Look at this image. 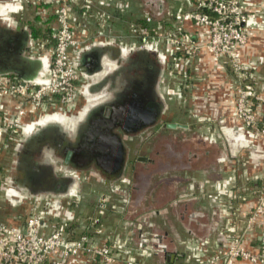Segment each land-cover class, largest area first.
Instances as JSON below:
<instances>
[{
  "label": "crops",
  "instance_id": "1",
  "mask_svg": "<svg viewBox=\"0 0 264 264\" xmlns=\"http://www.w3.org/2000/svg\"><path fill=\"white\" fill-rule=\"evenodd\" d=\"M188 1L186 0L187 5L194 7V1ZM82 2L83 0L74 5L72 10V16L78 27L77 35L83 41L82 50L76 52L79 79L76 81L75 101L68 107H53V109L52 107H47V99L40 104L30 102L27 113L23 118L25 132L22 141L11 146V154L4 152L0 157V188L2 187L0 189V208L6 221L13 225H21L25 222L28 207L25 203L14 206L9 202L7 197L10 195V186L4 187V181H6L7 177L14 180L11 188L18 190L20 194L31 197L46 195L69 196L77 192L76 188L78 185L87 183L89 178L93 179L96 177L97 182L106 183L111 188L108 189L110 190L108 194H111L113 198L115 197L116 206L121 205L122 200H128L129 196L130 198L133 197L130 194L133 189V182H130L131 188L130 186L127 188L129 196L124 191L117 194L112 190L114 181L118 179H134L131 171L132 166L136 163L129 165V160L132 161L131 151L129 149L125 150L126 145L124 143L121 146L123 153L119 156V163L115 167H113V161L111 162V160L116 159L114 155H107V157L109 156L107 161V165L110 164L109 166L106 164H93L89 162L88 157L80 158L83 157L80 156V146L84 145L86 147L85 154H90L87 146L90 139L97 137L95 127L97 113H100V110L107 106L113 100L112 97L120 90V78L118 76H115L116 78L113 77V74H118L116 70L121 66V59H124L123 54H132L135 50H140V47L131 42L130 50L127 52L125 50L128 44L123 45L124 41H126V36L111 33L109 28L111 25L126 24L127 21L121 22L118 19H113L112 10L114 9L105 7L110 5L109 0H91L89 10H85ZM94 2H97V4L94 5ZM58 4V0H0V76L9 75L20 80L47 78L55 45L53 33L57 27L56 10ZM93 5L95 6L93 10L99 9L103 15H106L108 10V20L95 18L90 13ZM242 5L249 16V38L247 44L242 48V58L246 62L247 69L253 70V73L256 74V79H261L259 84H256L258 94L257 97L254 96L253 103L255 108L258 107L264 116V0H242ZM141 23L143 24V21ZM145 25L148 26L147 23ZM106 26L108 30L105 28ZM188 27L190 28L189 30L192 29L194 32H199L196 36L197 41L204 43L209 40L210 36L207 27H194L190 21L188 22ZM151 37H149L147 42L153 41V37ZM137 41L135 39V42ZM114 42L119 43L118 54H115V49L112 48ZM104 45L107 47L104 48ZM146 49L148 51L154 50V48L148 47ZM180 54L183 55V59L186 61V74L192 73L189 71L190 61L187 60L189 59V52L184 53L182 51ZM174 55L176 56V54ZM168 67L170 65H167ZM196 74L199 82L195 84L193 93L194 97L197 98V106L203 108L204 116L207 118L204 135H206V139H210L209 134L212 131L209 129H214V132H218L219 140L217 141L219 143H217L218 145L214 150L205 151L203 156L205 161L200 162L202 165L199 164L193 168L189 167L188 181L182 192L185 193L186 197L191 196L193 199L184 200L180 208L176 210L177 219L174 217L171 220L170 228L162 231L164 233L162 235L163 238H159V233L151 231L152 235H156V243L159 245L152 260L163 262V264H193L197 259L195 257L197 253L194 251L197 248L196 242H193L192 245L187 242L189 238H204L203 244L205 248H208V243L215 238L214 234L216 236L218 231L226 229L224 228L225 226L234 227L236 229L235 234L240 238L239 236L246 227L245 223L249 215L254 211L258 203V197L253 194V189H260L264 185V138H251L247 131L245 132V129L242 128V125L236 122L232 103L235 90L228 76L227 68L214 58L211 50L203 48L196 66ZM209 94L212 98L215 97L214 103H208L207 96ZM17 100L18 96L5 97L3 99L5 111L11 112ZM191 102H194L192 98L189 99L188 104L190 105ZM172 120L173 117L171 116L170 121ZM215 120L219 122V127H217L218 123ZM189 121L183 123L173 122L184 125L179 127L183 128L184 131H189L191 128ZM177 127L169 128L176 129ZM228 127L233 129L228 131L226 129ZM113 131V135L116 138L118 137V139H122V136L124 138L135 136L126 135L123 133L124 130L119 127L113 129ZM78 147L79 149H77ZM66 148L72 151V156L69 160L63 161V157L60 155L62 150ZM125 151L128 155L124 158ZM209 154H214L215 159H213L212 155L210 158ZM208 157L213 159V161L208 162L206 160ZM23 160L36 165L38 170H40V175L37 174L38 177L45 176L42 170L44 172L51 170L54 172L55 182L59 183V185L63 184L64 179H69L70 181L67 182L62 190H59L53 185L48 186V180L47 182L45 180L35 181V179L30 177L32 171H27V169L25 173L19 175L21 178L16 180L12 175H6L7 177L3 178L4 171L8 172L11 168L9 161L12 162L11 165L15 161L16 166H18V162L22 164ZM69 162L73 163L74 166L73 164L69 166L67 164ZM40 165L44 168L39 169L41 168ZM78 167L83 169L82 177L78 176L87 179L86 182H81L79 177L75 175ZM61 168H64L62 174L58 171ZM16 169L17 167L13 170L16 171ZM110 169H112L111 172L108 171ZM118 170H122L121 173H117ZM197 180H201L204 185H215L218 187L227 185L228 188V184H231V188L235 193L232 192L233 195L230 197L225 196L224 198L222 191L215 194L216 197L207 194H200L199 196L197 194L194 197L195 193L198 192V186H195ZM27 181L30 182L27 183ZM12 196L13 199H18L17 204H20L24 199H19L20 197L16 195ZM80 196V198L77 197L79 201L83 198V195L80 194ZM219 200H221V204H219ZM178 201L182 202V200H176L175 204ZM212 202L215 203L214 206L217 208V210L211 212L216 224L210 226V221L207 217L211 215L208 205ZM223 202L229 203L231 208L224 209ZM123 203V205L126 204L125 202ZM197 203L199 204V209L194 208ZM205 204L207 205L204 206ZM115 205H113V208H115ZM70 207L71 205H68L63 200L57 214L61 217L65 216ZM109 209L105 215L104 224L108 228L110 239L118 233L127 235L131 232L130 228L135 229L138 227L140 230L136 231V235L140 239L134 237L133 241L136 244L142 243L140 242L142 241L140 228L142 216L129 221L120 217H124V212H118L115 208L116 213H112ZM70 212L75 216V211L72 207ZM160 212L157 210V214H160ZM201 212L203 216L200 215ZM157 217L160 218L161 216L158 215ZM150 221L151 225H155L158 222V220L154 221L152 218ZM260 223V225H254V231L241 237L243 244L254 251L260 249L259 244L261 243L264 230L263 217ZM172 228L173 230L171 231ZM174 232L180 234L179 237L184 239L183 242L186 245L177 243V238L173 236ZM164 239L168 245H166L167 243L163 244ZM216 241H218V236H216ZM216 245L218 250L221 245H219V242ZM162 247L176 255L173 261H168L166 256H160L161 252L165 253ZM207 251H209V248ZM70 264H88V261L85 255H80L71 259ZM114 264L122 263L117 262ZM235 264L252 263L239 259Z\"/></svg>",
  "mask_w": 264,
  "mask_h": 264
},
{
  "label": "rangeland",
  "instance_id": "2",
  "mask_svg": "<svg viewBox=\"0 0 264 264\" xmlns=\"http://www.w3.org/2000/svg\"><path fill=\"white\" fill-rule=\"evenodd\" d=\"M109 2L110 5L105 7L114 9L112 10L113 19H118L121 22L127 21L126 24L111 25L109 27L111 33L126 36V41H124L123 45L128 44L125 50L127 52L130 50L129 47H131V42H134L137 47H140V50H135L132 54L130 53L132 56L131 58L129 57V53L123 54L124 59H121V66L118 70H116L118 74H113V77L120 76L124 79L130 78L134 74L137 75L141 72L143 73L144 71H142V69L147 63H155L159 66L157 83L155 86V96L158 98L160 103L159 116H161V122L158 123L159 125L156 127V130L149 128L142 131L138 135L132 136V138L128 137L124 140L127 150L129 149L131 151L132 161L129 160L128 163L129 165L132 163L136 164L132 166L131 171L134 179L132 178L133 180H130L131 183L133 182V189L130 193L133 197L124 212V217H120L122 219L125 218L126 220L132 221L134 218L142 216V222L140 221V228L143 232L142 236L150 238L152 231L153 233H159V238H163L162 235L164 233L162 231L170 228L171 220H173L174 217L176 218V210L180 208V205L184 202V200L193 199L191 196L186 197L185 193L182 192L186 182L188 181L187 176L189 177V167L193 168L197 167L199 164L202 165L200 162L205 161V158L203 157L205 151L214 150V148L218 145L217 143H219L217 141L219 140L218 132H214V129H209L212 133L209 134L210 139H206L207 137L204 135V128L207 126L205 125L207 118L204 116L205 112L203 111V108L197 106V98L194 97L193 93L195 84L199 82V78L196 74V66L199 62V55L202 49L207 48L208 46L205 47L204 43L197 41L196 36L197 33H199L198 31L194 32L192 29L189 30V19L186 18L185 15L191 12L195 13L196 11L194 10L195 7L187 5L186 0H109ZM119 2H124L125 6L123 8H119ZM96 4L97 2H94V5ZM94 5L90 13L93 14L95 18L108 20V10L106 11V15H103L102 11L99 9L93 10L95 7ZM142 21L143 24L141 23ZM145 23H147L148 26L145 25ZM194 24H196V22H194ZM107 26L105 28L108 30ZM187 35L194 39L195 45L199 48L194 47L192 50L185 49L183 39L185 36L187 37ZM150 36L153 37L152 40L154 41V50L156 51H148L146 49L147 47H150L148 45L149 42H147ZM135 39L138 41L135 42ZM112 45V48L115 49V54H118L120 47L119 43L114 42ZM104 46V48L107 47L106 45ZM182 51L184 53L189 52V59L187 60L190 61L189 71L192 73L186 74L185 72L186 61L183 59V55L180 54ZM174 54H176V56ZM137 59H143V61H140V64H135L134 62ZM219 63L227 68L228 76L234 85L235 92L233 94L234 100H232V103L236 122H238L239 125H242L243 129L249 131L251 129L249 120L256 122L258 120L257 112H260V109L253 106L252 109H250L251 112H246V109L240 103V96L238 97V92L244 89L242 87L244 84H252L254 96L257 97L258 88L256 84H259L261 79L257 80L256 74L253 73L254 71L248 70L247 68L238 73L233 71L230 61L224 65L221 61H219ZM167 65H170V67L167 68ZM190 98H192L194 102H191L189 105L188 103ZM207 100L208 103H214L215 97L212 98L209 94L207 96ZM74 101L75 98L68 103L61 102L59 96L51 95L50 100H47L46 104H48L47 107H52V109L53 107L64 108L68 107ZM27 107H29V104ZM250 115L251 119L248 118ZM171 116L173 117L172 121H170ZM173 121L181 123L189 121L191 128L189 131H184L183 128L172 129L159 127L162 123L166 125V123ZM215 122L218 123L217 127H219V122L217 120H215ZM263 122L264 121H260V123ZM222 124H224V122H222ZM226 129L229 131L233 128L229 129L228 127ZM211 155L213 159H215V156H213L214 154H209L210 158ZM146 158L149 159L148 162L144 161ZM213 159H209L208 157L206 160L210 162L213 161ZM11 163L12 162L9 161L11 168L8 172L4 171L3 178H5L6 175H12L15 180L17 178H21L19 177L21 174L13 170L17 167L15 161H13L12 165ZM63 169L64 168L58 169L60 174L63 173ZM47 172L50 174L51 172L54 173L51 170H47ZM78 172L79 170L76 169L75 174L77 176H81V173ZM81 177H79L81 182L87 181V179H83ZM195 184L196 187L198 186V192L195 193L194 197H196L197 194L198 196L200 194L216 196L215 194L222 191L224 198L225 196L230 197L233 193H235L231 188V184H228V188L227 185L218 187L215 185L204 184L203 187H200L202 184L201 180H197ZM108 189L111 188L106 183L101 181L97 182V177L93 179L89 178L87 183H82L77 186V193L83 195V198L80 201L76 200L71 203V207L75 211V220L69 224V226L74 228L75 233L78 234L77 236H79V233L83 231L80 226L86 225V223L89 222V218L94 214L96 206L98 202H100L102 195L110 191ZM260 193L259 189H253V194L257 197ZM19 195L20 193L16 192V196ZM115 195L117 196V194ZM114 198L112 197L109 205V211L112 213H116L115 208H113V205L116 204ZM176 200H182V202L178 201L177 204H175ZM210 204L208 205V208H210L209 211L211 214V212L217 210V208H215L214 202ZM219 204H221V200H219ZM206 205L207 204L204 206ZM222 205L224 209L231 208L227 202H223ZM198 206L199 204L197 203V205H194V208L199 209ZM71 207L69 210H71ZM157 210L161 211L160 214H157ZM158 215L161 217L158 218ZM200 215L203 216V213L201 212ZM151 218L154 221L158 220V222H156L155 225H151ZM207 218L210 221V226L216 224L212 214ZM248 220L249 219H247L245 223L246 227L248 226ZM260 221L262 222V217L257 218L255 224L260 225ZM246 227L242 231V234H240V238H238L235 234L236 229H234V227L225 226L224 228L226 229H222L223 232L221 230L216 234V236H218V241H216L215 234V238H213V240L211 239L210 243L207 241L209 251L201 253V249H195L194 251L198 254H195V257L201 260V258H211L214 255L220 254V258H227L235 245L238 243L243 244L241 237L250 233V231H246ZM172 230L173 228L171 231ZM179 235L180 234L177 232H174L173 236L177 238V243H184L186 245V243L183 242L184 239L179 237ZM135 238L140 239L137 235H135ZM142 238L143 237H141V240ZM203 239L193 237L187 239V242L191 243V245L193 242H196V246H198L201 243H204ZM165 241L166 240L164 239L163 244L167 243V241ZM217 242L221 245L218 250L216 245ZM166 245H168V243ZM160 254L162 257L166 256V254L162 252ZM224 264H226V262H224Z\"/></svg>",
  "mask_w": 264,
  "mask_h": 264
},
{
  "label": "built area",
  "instance_id": "3",
  "mask_svg": "<svg viewBox=\"0 0 264 264\" xmlns=\"http://www.w3.org/2000/svg\"><path fill=\"white\" fill-rule=\"evenodd\" d=\"M80 1L58 0V25L53 33L55 45L47 78L20 80L9 75L0 76V157L4 152L11 154V146L22 141L25 132L23 118L30 102L40 104L46 98L49 101L51 95L59 96L61 102L67 103L75 98L76 81L79 79L76 52L82 50L83 41L77 35L78 27L72 10ZM193 1L196 12L187 13L185 16L192 24L196 22L194 26L208 28L210 37L204 42L205 47L208 46L215 59L223 65L230 61L233 71L238 73L246 69L242 48L249 38V16L243 8L242 0ZM82 3L85 10H89L91 0H83ZM118 6L123 8L125 4L119 2ZM148 42L149 48L155 49L154 42ZM183 43L186 50L199 48L189 35L184 37ZM242 87L244 89L238 92L240 103L246 112H251L250 109L254 106L253 85L246 83ZM7 96H18L11 112H6L3 106V99ZM257 116L256 122L249 120L251 129L247 131L253 139L264 138V122L260 123L264 121V116L261 112H257ZM248 118L251 119V115ZM13 182L10 177L4 181L5 188L10 186V195L7 198L14 206L27 204L28 214L23 224L13 225L6 221L0 208V264H70L71 259L80 255H85L88 264H163L152 260L159 246L156 235L151 234L150 238H146L142 236L141 230L142 243L136 244L133 239L136 231L140 230L136 227V231L130 228L129 234L118 233L110 239L107 226L97 216L86 225L80 226L83 231L77 236L74 228L69 226L75 220L74 214L68 209L65 216L61 217L57 211L63 200L72 205V202L78 200L77 197H81L79 193L33 197L20 194L19 199H24L17 204L18 199L12 198L18 192L11 188ZM130 184V179H118L113 182L112 190L117 194L124 191L129 196L127 188ZM259 190L261 193L258 203L248 217L246 231H254L257 218L263 217L264 224V185ZM111 199L112 195L108 193L100 198L98 210L103 217L109 209ZM123 202L126 204L123 205ZM130 202L129 196L128 200H122V204L115 205V208L118 212H125ZM259 245L260 249L254 251L238 243L232 248L229 258H220L218 254L211 258L196 259L193 264H235L239 259L252 264H264V230ZM196 248L201 249V253L207 251L203 243Z\"/></svg>",
  "mask_w": 264,
  "mask_h": 264
},
{
  "label": "flooded vegetation",
  "instance_id": "4",
  "mask_svg": "<svg viewBox=\"0 0 264 264\" xmlns=\"http://www.w3.org/2000/svg\"><path fill=\"white\" fill-rule=\"evenodd\" d=\"M129 57H132L131 54ZM140 61H143V59H137L134 63L140 64ZM158 68L159 66L155 63H147L142 69V71H144L143 73L141 72L137 75L134 74L130 78L124 79L118 76L119 78H121V85L119 87L120 90L117 94L114 95V97H112L113 100L108 103L107 106H105L102 110H100V113H97V119L95 122L97 137L90 139L88 142L87 148L88 150H90V154H85L86 147L84 145L80 146V156H83L80 158L88 157L89 162L93 164L107 165V155H114L116 159L112 161L113 167H115V163L120 156V152H123L121 146L123 143L125 144L124 140L128 137L124 138L122 136V139H118V137L116 138L113 135V129H116L117 127L122 128L124 130L123 133H125L126 135H138L142 131L149 128H153L156 130V127L159 125L158 123L161 122V116H159L160 103L158 98H156L155 96V86L157 83V75L159 71ZM112 127L114 128L112 129ZM159 127L169 128L167 127V125H164V123H162V125ZM177 128L181 127L178 126ZM68 148L63 149L62 154L60 155L61 157H63V161L67 159L69 160L72 156V151L68 150ZM77 149H79V147ZM125 150L127 151V146ZM126 151L124 152V158L126 157V155H128V153L126 154ZM75 156L79 157L78 155ZM144 160L146 162L149 161L148 158ZM18 163L19 165L16 169L18 173H25L26 169L27 171H32V173H30V177L32 179H35V181L45 180V182H47L48 180V186L53 185L59 190H62L67 182L70 181L69 179H64L63 184L59 185V183L55 182V176L52 172L50 174L49 172H44V170H42V173L45 176L38 177L37 174L40 175V170H38L35 164L25 162L24 160L22 161V164H20V162ZM67 164L71 166L73 163L69 162ZM88 164L90 165V163ZM109 165L110 164H108L107 166ZM40 167L41 168L39 169L44 168L42 165H40ZM76 169L79 170V173H82L83 171V169L79 167ZM111 170L112 169L108 171L111 172ZM102 171L105 172L104 170ZM121 171L122 170H118L117 173H121ZM29 182L27 181V183Z\"/></svg>",
  "mask_w": 264,
  "mask_h": 264
},
{
  "label": "water",
  "instance_id": "5",
  "mask_svg": "<svg viewBox=\"0 0 264 264\" xmlns=\"http://www.w3.org/2000/svg\"><path fill=\"white\" fill-rule=\"evenodd\" d=\"M166 125L168 126V127H177V126H184V125H182V124H180V123H175V122H168V123H166ZM122 151L120 152V155H122ZM109 158V156L107 157V159ZM110 161V160H109ZM111 162H112V160H111ZM118 163H119V160L117 159V161H116V165H118ZM102 165H104V164H102ZM137 229H135V231H136ZM165 254H166V258H167V260L169 261H173L174 259H175V254L174 253H172V252H169V251H167V250H165Z\"/></svg>",
  "mask_w": 264,
  "mask_h": 264
},
{
  "label": "trees",
  "instance_id": "6",
  "mask_svg": "<svg viewBox=\"0 0 264 264\" xmlns=\"http://www.w3.org/2000/svg\"><path fill=\"white\" fill-rule=\"evenodd\" d=\"M84 10V9H83ZM100 202H98V204H97V206H96V210H95V212H94V214L89 218V222H91L93 219H94V217H97V216H100L101 217V221L104 223L105 222V216L103 217L102 215H100L99 214V207H100ZM107 214V213H106Z\"/></svg>",
  "mask_w": 264,
  "mask_h": 264
},
{
  "label": "bare ground",
  "instance_id": "7",
  "mask_svg": "<svg viewBox=\"0 0 264 264\" xmlns=\"http://www.w3.org/2000/svg\"><path fill=\"white\" fill-rule=\"evenodd\" d=\"M207 49H209V48H207ZM210 50V49H209ZM213 53V52H212ZM213 56H214V58H215V55H214V53H213Z\"/></svg>",
  "mask_w": 264,
  "mask_h": 264
}]
</instances>
